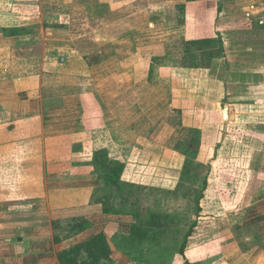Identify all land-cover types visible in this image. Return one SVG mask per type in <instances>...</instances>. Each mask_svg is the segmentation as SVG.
<instances>
[{
	"label": "crops",
	"instance_id": "obj_1",
	"mask_svg": "<svg viewBox=\"0 0 264 264\" xmlns=\"http://www.w3.org/2000/svg\"><path fill=\"white\" fill-rule=\"evenodd\" d=\"M263 4L0 0V264H61V252L100 232L110 241L128 235L133 221L93 216L102 141L110 137L118 167L128 163L120 156L130 134L144 135L157 153L175 152L188 128L172 121L188 102L195 118L208 120L197 135V162L208 167L201 208L214 210L215 198L219 206L218 241L205 247L218 246V264H264ZM79 10L97 24L92 58L67 45ZM98 10L107 15L94 16ZM194 54L207 67L173 63ZM192 71L204 72L201 88H190L199 95L175 92L177 72L189 87ZM203 231L190 237L191 248ZM113 259L125 255L113 249Z\"/></svg>",
	"mask_w": 264,
	"mask_h": 264
},
{
	"label": "rangeland",
	"instance_id": "obj_2",
	"mask_svg": "<svg viewBox=\"0 0 264 264\" xmlns=\"http://www.w3.org/2000/svg\"><path fill=\"white\" fill-rule=\"evenodd\" d=\"M98 11L99 12H94V16L104 18L107 15L105 11ZM77 12L78 18L71 30L73 39L67 45H71L73 48L78 46V48L88 53V56L92 58L96 52V47L93 43L94 40L91 37L93 36L92 29L96 27L97 24L88 19V14L86 15L84 10H79ZM109 21H113L111 20V16ZM104 22L107 23L108 21L104 20ZM65 33L67 32L64 30L62 34ZM80 35H84L85 37H83V39L74 40V38ZM70 37L71 36H68L66 38ZM212 47L216 48L214 45H212ZM196 57L199 58V56L195 54L192 56L188 55L185 59L173 63L179 66L184 65L185 67L196 66L194 64L198 63L199 66L207 67L208 61L201 60L192 62ZM197 71L191 72V76L195 79V82L193 85L191 82L189 87L185 85L189 83V81L183 80L184 85L178 81L181 77L177 72L179 77H177L178 79L175 81L181 86L177 84L178 86L175 88V92H180L182 95L186 96H192V94L193 96H198L199 94H194V90L190 91V88H195V90L201 88V81L198 78L201 79L202 76H204V72L200 71V75H197ZM174 73L170 71L169 75ZM182 75L183 79L188 78L185 76V73ZM194 105L195 109L200 107L199 103H195ZM184 106L185 111L181 114L180 119L172 121L185 125L188 128V133L183 136L178 145V149L175 150V152L164 151L157 153L146 144L144 135H139L138 133L130 134L128 137L129 140L132 141H129L128 149L125 147L127 151L125 153L123 152L124 154L120 156L123 157V159L127 156L125 159L128 163L122 167V170L118 169V173L120 172L118 177L113 176V178L110 179V149L108 150V148H110V137L102 141L101 147L107 149L98 152L97 168L102 174L101 179L103 188L100 190L97 202H94L92 205L98 207V213H93L94 218L103 219V217L100 216H105V218L110 221L130 224L131 221L135 220L134 216L136 215V211H139L140 218L143 222L151 213H157L162 223L168 225L166 229L165 227H160V235L153 245L150 243V238L144 240L134 239L130 249V246H127L123 240L118 239L117 241L121 244V247H125L126 245L127 248L129 247V250L123 249V252L120 247L113 244L114 250L125 255L124 260L119 259L118 261L113 259L112 252V259L115 264H185L187 261L195 264H218L219 257L214 254L217 252L218 246L213 245L211 247H205V245L209 243L212 244L218 241L219 238L218 221L220 217L219 215H215V210L219 209L217 200L216 198L215 201L210 199L214 203V205H211L213 208L207 205V207L214 210H208L206 213H203V210L199 212L197 208V197L200 196L202 189L201 183L208 173L206 168L204 170L196 166L198 163V153L196 152H199L198 147L200 146H198V140L199 144L201 143L197 135L200 132L198 127L202 126L203 122L208 120L195 118L194 111H191L190 108L187 110V107L192 108L193 106L189 104V102L185 103ZM186 110L189 113H185ZM156 121L155 119L153 120V122ZM139 136L140 139H138ZM120 138H122V136ZM119 155L120 154L117 152H113L112 158H115V161H117ZM216 156L217 154L215 157ZM188 161L189 163L191 162L192 171L189 168V174L186 176V171L184 169ZM190 172L192 175H190ZM195 181L197 184H194ZM202 200L200 205L203 204ZM198 222L200 223L198 224ZM194 224H196L195 229L197 228L196 231L194 230L196 233L200 228L205 229L202 234L203 236L201 233V237L199 236L201 242H196L195 245H197V248L193 246V243L191 248L189 241L193 240L189 238L184 254H180L181 247L185 242V236ZM145 226H147L148 229L151 227V225ZM162 228H164V230ZM74 230L75 229H73V231ZM120 235L128 240L130 239L129 234ZM198 243H200L201 248H198ZM208 253L212 254L211 256L214 258L212 259L213 261L206 260ZM129 255L134 256L136 261ZM138 257H141L140 263L137 261Z\"/></svg>",
	"mask_w": 264,
	"mask_h": 264
},
{
	"label": "trees",
	"instance_id": "obj_3",
	"mask_svg": "<svg viewBox=\"0 0 264 264\" xmlns=\"http://www.w3.org/2000/svg\"><path fill=\"white\" fill-rule=\"evenodd\" d=\"M198 146H199V140H198ZM110 161H111L110 162V174H111L110 179H112L113 176L118 177V175H120V172L118 173V169L122 170V166L118 167V164H117L118 162L115 160H110ZM112 164H115V165H112ZM114 166H115V169L112 168ZM196 166L204 170L206 168L208 171V167L204 166L203 164L197 163ZM189 168L192 171L191 162L189 163L188 161L184 169L186 171V176H188L189 174ZM190 175H192L191 172H190ZM194 184H197V182L195 181ZM201 185H202V189L200 192V196L197 197L198 198L197 208L199 212L202 211L200 204H201V200L203 199L204 191L207 186L206 178H204ZM134 217H135L134 218L135 220H133V223L131 224L129 240L122 237L121 235H118L115 238H113L112 241H110L106 233L100 232L94 235L89 240L82 242V243H78L75 246L69 248L68 250L61 252L58 255L60 263L61 264H115L114 260L112 259L113 244L120 247V249L122 250L123 249L129 250V247L127 248V246H130V249H131L132 247L131 244L133 243L134 239L144 240L146 238H150V243L153 245L154 243H156L160 235L159 233L160 227H165V229H166V226L168 227L167 224L162 223L157 213H151L149 217L146 220H144L145 223L140 218L139 211L138 212L136 211V215ZM86 224L87 223L83 222L81 226L85 227ZM145 225H151V227H149L148 229L147 226ZM195 227H196V224H194L190 228L189 232L186 234L185 242L181 247L180 254H184L186 245L188 244L189 238L193 235ZM162 229L164 230V228ZM118 239L123 240V242H125L127 246L125 245V247H121V244L118 243L117 241ZM56 240L58 239L56 238ZM152 245H149V246H152ZM129 256L132 257L134 261H136L134 256H131V255ZM137 261H139L140 263L141 257H138ZM185 264H195V263H191L187 261L185 262Z\"/></svg>",
	"mask_w": 264,
	"mask_h": 264
},
{
	"label": "built area",
	"instance_id": "obj_4",
	"mask_svg": "<svg viewBox=\"0 0 264 264\" xmlns=\"http://www.w3.org/2000/svg\"><path fill=\"white\" fill-rule=\"evenodd\" d=\"M261 9L263 13H262L261 18L259 19V25L264 26V4L261 6Z\"/></svg>",
	"mask_w": 264,
	"mask_h": 264
},
{
	"label": "water",
	"instance_id": "obj_5",
	"mask_svg": "<svg viewBox=\"0 0 264 264\" xmlns=\"http://www.w3.org/2000/svg\"><path fill=\"white\" fill-rule=\"evenodd\" d=\"M227 112H228V106H225L223 109V120H227Z\"/></svg>",
	"mask_w": 264,
	"mask_h": 264
}]
</instances>
